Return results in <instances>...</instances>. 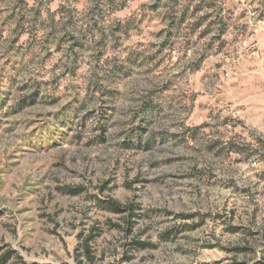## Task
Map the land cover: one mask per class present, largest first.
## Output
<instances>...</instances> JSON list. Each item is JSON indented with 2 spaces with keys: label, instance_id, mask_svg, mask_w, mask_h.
<instances>
[{
  "label": "rangeland",
  "instance_id": "obj_1",
  "mask_svg": "<svg viewBox=\"0 0 264 264\" xmlns=\"http://www.w3.org/2000/svg\"><path fill=\"white\" fill-rule=\"evenodd\" d=\"M194 1L170 36V0H0L9 264H264V0Z\"/></svg>",
  "mask_w": 264,
  "mask_h": 264
},
{
  "label": "trees",
  "instance_id": "obj_2",
  "mask_svg": "<svg viewBox=\"0 0 264 264\" xmlns=\"http://www.w3.org/2000/svg\"><path fill=\"white\" fill-rule=\"evenodd\" d=\"M66 1H71V0H66ZM193 1L194 0H170V2L167 4L168 8L165 10V13H164V16L163 18L165 20H167V30L170 34V36L172 35V33L174 31L176 32H182V26L185 22H188L187 19L188 17L192 14H194L195 12H197L199 9H200V5L201 3L198 5L197 3L193 6ZM172 3V4H171ZM178 3H181V4H178ZM195 3V1H194ZM68 5H63L61 6L60 9H58V11H56L55 13V36L56 38H59V44L61 41H63L65 38L67 37H70L72 38V40H75L77 39L74 43H72L71 45V48L72 50L76 49L74 47L76 46H84V44L82 45V43H79L78 41V37L75 38L74 36L76 35V30H75V27H73L72 25V19L74 17H69V21H65L63 22V18L61 15L63 13V9L67 8ZM25 8V7H24ZM155 8V10H157V7L156 6H153L152 7V10ZM58 12V13H57ZM61 12V13H60ZM49 14V12H47V15ZM60 14V15H59ZM40 16H41V13H37L35 14L34 16V19H40ZM50 17H53L52 15ZM56 17H59L58 21H56ZM24 19H25V14L24 13H21L17 16V20H15V23H16V26L14 27L13 29V32L14 33V38L17 40L18 37H20V35L24 32V25H23V22H24ZM178 22H177V21ZM54 21V19H53ZM103 20H99V21H96V24H99L102 22ZM176 21V22H175ZM116 23L119 25L120 22H117ZM30 24L32 26L35 25V30L36 32H38L37 30V22L34 23L33 22H30ZM128 24V23H127ZM200 25L199 22L195 21V23L193 24H190V25H187L189 27H191V31L194 32L195 29ZM128 26V25H127ZM129 28V27H128ZM188 28V27H187ZM129 30V29H128ZM132 30V29H130ZM191 32V33H192ZM31 33V31H30ZM191 33H188L187 35H185V40L187 41L186 44H190V34ZM82 34V31L79 32V35ZM104 35H102L101 38H103ZM169 36V37H170ZM105 38V37H104ZM170 39V38H168ZM15 41V40H14ZM107 48V47H106ZM105 48V49H106ZM104 49V47H103ZM100 52V55L98 56V59L101 60L103 57H105V53H106V50H103ZM112 59H115V57H113ZM112 59L108 58L105 59V62L106 64L109 63ZM103 68V67H102ZM102 68L99 69V71L101 73H103L104 71H102ZM116 71V70H115ZM114 73V72H113ZM98 77V74L96 75ZM106 76V75H105ZM99 82V79L97 80V83ZM99 84V83H98ZM98 84L96 86H98ZM92 87V82L89 81L88 85H87V89H90ZM109 98H112L113 97V94L109 95L108 96ZM86 101V100H85ZM86 105V102H83V108L85 107ZM145 110L144 111H148L149 110V107L148 106H144L143 107ZM77 108H74L72 111H76ZM71 112V110H65L64 113H62L61 116L59 117H65L66 113L69 114ZM83 189H79V190H72L71 192L73 194H79ZM103 203V206L105 207L106 210L110 211L111 213H114V214H127L129 213L130 216L132 217H135V209L132 208L131 206H122L119 202L117 201H114V200H103L102 201ZM92 238V237H91ZM141 246L140 244L137 245V247ZM140 248V247H139ZM14 258V252L13 251H6L2 254H0V264H9L10 261ZM20 264H37V263H25V262H22Z\"/></svg>",
  "mask_w": 264,
  "mask_h": 264
},
{
  "label": "crops",
  "instance_id": "obj_3",
  "mask_svg": "<svg viewBox=\"0 0 264 264\" xmlns=\"http://www.w3.org/2000/svg\"><path fill=\"white\" fill-rule=\"evenodd\" d=\"M249 121L259 128V132H262L264 130V117H248Z\"/></svg>",
  "mask_w": 264,
  "mask_h": 264
},
{
  "label": "built area",
  "instance_id": "obj_4",
  "mask_svg": "<svg viewBox=\"0 0 264 264\" xmlns=\"http://www.w3.org/2000/svg\"><path fill=\"white\" fill-rule=\"evenodd\" d=\"M261 164H264V156L252 162V166L255 167H258Z\"/></svg>",
  "mask_w": 264,
  "mask_h": 264
}]
</instances>
